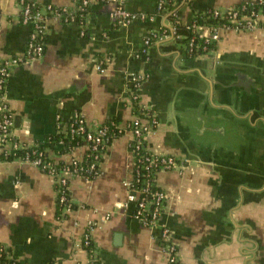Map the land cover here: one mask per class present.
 Returning a JSON list of instances; mask_svg holds the SVG:
<instances>
[{"label":"crops","instance_id":"1","mask_svg":"<svg viewBox=\"0 0 264 264\" xmlns=\"http://www.w3.org/2000/svg\"><path fill=\"white\" fill-rule=\"evenodd\" d=\"M29 1L44 9L77 3ZM242 1L181 0L160 12L158 0H124L137 15L129 24L115 23L110 0L89 1L86 27L49 16L43 55L16 65L7 84L15 138L48 142L76 111L91 124L115 120L122 132L95 176L71 177L74 210L64 214L56 177L22 157L0 160V249L17 264H90L87 223L110 212L91 232L97 264H264V25L223 30L212 49L196 54L178 41L184 34H170L174 10L189 24ZM21 12V0H0V60L27 50L32 28ZM162 28L169 35L146 45ZM132 71L147 72L139 95L158 119L147 141L184 163L158 175L175 261L161 228L144 225L134 202L125 206L134 159L129 123L137 117ZM83 152L49 153L69 160Z\"/></svg>","mask_w":264,"mask_h":264},{"label":"built area","instance_id":"2","mask_svg":"<svg viewBox=\"0 0 264 264\" xmlns=\"http://www.w3.org/2000/svg\"><path fill=\"white\" fill-rule=\"evenodd\" d=\"M89 1L77 0L72 6H57L48 4L46 9L35 1L21 0L22 2V20L31 25L30 38L27 50L23 54H15L0 60V152L6 154L15 153L16 148H29L37 144H27L20 142L14 136L15 116L7 95V84L12 76L16 65L29 59L40 57L45 51V38L48 30V18L50 15L59 17L65 22L76 21L85 26L89 16ZM115 4L112 15L115 23L129 24L133 21L136 14L129 11L125 6L124 0H110ZM258 9H249L248 5L243 3L241 6L235 5L230 8L219 10L211 8L207 10V16L216 17L214 23H200L192 21L193 34L189 39L191 49L202 48L206 51L212 49L213 43L217 42L222 35L223 30L234 28L253 29L264 25V0H259ZM171 0H158L157 8L160 12L170 10ZM253 3V2H252ZM141 17H145L142 14ZM86 27V26H85ZM173 37H179L181 34L176 32V26L173 25ZM85 32V29H83ZM169 35L167 28L154 29L145 37L146 45H150L156 40H162ZM212 45V46H211ZM103 61L99 62V68L103 70ZM147 72L132 71L128 76L131 85V97L137 100L144 107V114L138 115L130 123L129 127L134 132L131 141L133 148V168L132 177L126 181L129 194L125 201V206L130 202L136 204L134 215L139 218L146 226H159L161 228L162 238L167 243L165 251L171 261L177 258V247L173 240L172 231L162 221L164 204L168 196L167 191L160 186L158 175L161 171L181 168L184 163L175 154L156 152L149 144L146 138L148 131L155 128L158 119L153 106L143 104L139 90L146 80ZM117 128V132L112 129ZM122 132V128L115 120L111 122L104 121L100 124L89 123L80 111L74 112L69 120L61 121L57 138H48V142L54 145H65L66 142L74 141L75 144L66 152L55 150L53 147L28 150L24 156L17 155L41 167L44 171L56 177L59 184L58 202L62 212H71L74 205L71 200L70 187L71 177L74 175H84L88 177L95 176L100 170L101 159L104 151L111 140ZM79 147H84L82 155H73L69 160H65L55 155V152L64 154L72 152ZM51 148V149H49ZM48 157L44 158V151ZM62 160V161H61ZM62 214V215H63ZM110 212L105 213L100 219L89 220L87 223L88 231L84 236V245L90 250V264H97V257L93 253V242L91 232L100 225L102 220L110 217ZM0 264H17L13 254L5 252L4 247L0 249Z\"/></svg>","mask_w":264,"mask_h":264},{"label":"trees","instance_id":"3","mask_svg":"<svg viewBox=\"0 0 264 264\" xmlns=\"http://www.w3.org/2000/svg\"><path fill=\"white\" fill-rule=\"evenodd\" d=\"M180 1L181 0H171L170 9H173V8L175 9V7L177 6V4ZM243 3L247 4L249 9H253V8L258 9V7L260 6L259 0H243L241 3H239V6H241ZM177 13H178V11L174 10L173 12H171L169 14V16L172 18V21H173L174 25L176 26V32L179 33V34H184L185 35L184 37L179 38L178 41L182 42L183 45L184 44L186 45L185 49L190 54H196V53H200V52H205L206 50L202 49L201 47L200 48H195L194 47L193 49H191V46L189 45V39H190L191 35L193 34V31H192L193 27L189 26V24L191 25V23L183 24L181 22V19H180L179 15ZM194 21L200 22V23H214V22H216V17L214 18L213 16H207V13H201V14H197V16L194 18ZM212 45L215 46L214 43ZM134 108H135L136 114H138L140 116L143 115L144 112H145L143 105L139 104V102L137 100H134ZM111 120L112 119H108L107 122H111ZM117 131H118L117 128L112 129V132H117ZM59 136H60V134L57 133L56 135H53L51 138H57ZM49 143L51 145L50 147H53L55 150L61 151V152L68 151L75 144L74 141L66 142L65 145H54L51 142H42V143H38L37 145H34L32 147H29L27 149H25V148H16L15 149V153L6 154L5 152H0V160H2V159H13L17 155L24 156L28 150H32L34 148H36L37 150L41 149V148L44 149V148L49 146ZM43 151H44L43 157L44 158L48 157V153L46 152V150H43ZM0 258H1V256H0Z\"/></svg>","mask_w":264,"mask_h":264}]
</instances>
